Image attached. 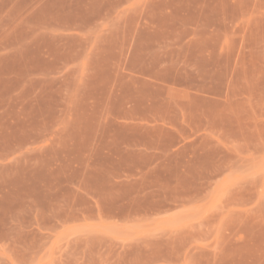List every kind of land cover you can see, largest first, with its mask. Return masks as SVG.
<instances>
[{
    "label": "rangeland",
    "instance_id": "374dc122",
    "mask_svg": "<svg viewBox=\"0 0 264 264\" xmlns=\"http://www.w3.org/2000/svg\"><path fill=\"white\" fill-rule=\"evenodd\" d=\"M133 1L0 0V264H264V0H242L262 37L242 76L247 134H226L223 150L171 170L161 190L157 178L116 194L111 180L129 172L111 169L102 121L125 106L113 88H128L98 73L96 45L102 7L119 4L124 35ZM209 176L216 187L191 186Z\"/></svg>",
    "mask_w": 264,
    "mask_h": 264
},
{
    "label": "crops",
    "instance_id": "0c3cea01",
    "mask_svg": "<svg viewBox=\"0 0 264 264\" xmlns=\"http://www.w3.org/2000/svg\"><path fill=\"white\" fill-rule=\"evenodd\" d=\"M129 7L132 30L124 35L118 33L119 4L102 7L96 45L98 73L125 76L128 88L126 97L113 88V102L123 98L125 106L102 121L108 130L102 134H110L105 153L116 160L111 169L129 172L111 180L116 194L148 180L156 188L157 178L161 190L171 170L187 173L223 150L226 134H247L249 88L242 76L257 62L249 57L257 48L249 44L262 42L254 35L257 26L247 24L249 8L242 0H202L185 10L166 0H134ZM153 7L163 11L161 18L152 19ZM121 155L133 161L123 163ZM217 185L211 176L191 182L196 188ZM158 200L167 198L160 192Z\"/></svg>",
    "mask_w": 264,
    "mask_h": 264
}]
</instances>
